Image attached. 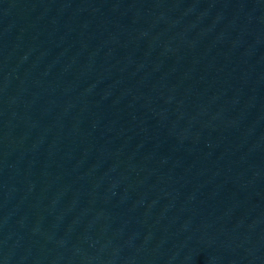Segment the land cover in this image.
<instances>
[{
  "label": "water",
  "instance_id": "water-1",
  "mask_svg": "<svg viewBox=\"0 0 264 264\" xmlns=\"http://www.w3.org/2000/svg\"><path fill=\"white\" fill-rule=\"evenodd\" d=\"M0 264H264V0H0Z\"/></svg>",
  "mask_w": 264,
  "mask_h": 264
}]
</instances>
